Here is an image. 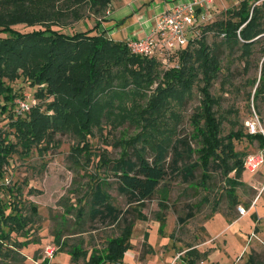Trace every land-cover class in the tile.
I'll use <instances>...</instances> for the list:
<instances>
[{"label":"trees","instance_id":"trees-1","mask_svg":"<svg viewBox=\"0 0 264 264\" xmlns=\"http://www.w3.org/2000/svg\"><path fill=\"white\" fill-rule=\"evenodd\" d=\"M2 1L12 4L20 12L15 19L10 18L13 22L9 26L0 27V48L7 47L5 50L13 53L18 60L14 65L17 68L15 73L5 70L1 73L3 78H0V113H9L10 126L15 133L18 132L17 137L26 152L58 130H72L87 143L94 126L101 125L102 120L110 116L108 113H112L116 107L119 108V105L125 107L126 99L145 95V89L160 74L159 62L149 59L153 57L133 53L127 42L105 36V32L99 29V20L94 27L73 33L55 27H61L63 24L60 22L68 17L81 19L84 16V7L93 14H102L112 0L0 2ZM224 14V19L204 27V34L197 40L196 47H192V44H195L194 39L179 49L181 65L164 71V79L151 95L153 97L147 106L137 104L131 108L133 112L128 114L129 118L138 120L137 116L147 117L144 119L147 124L127 142L121 157L110 164V169L117 176L118 191L128 198L129 203L143 206L147 200L154 198L160 185L169 175L184 173L188 179L193 177L195 169L200 167L202 174L199 184L205 187L212 180L211 172L220 171L225 177V195L231 201L232 207L238 204L237 188L246 185L241 177L247 155L237 150L236 140H258L260 146L264 147V133H250L237 125L236 121H232L233 126L229 133L223 135L224 119L217 112L221 99L212 92V87L220 76L221 60L216 48H211L205 42V33L214 31L218 36L224 34L223 44L231 51L238 48L246 67L251 66L256 47H260V73L252 80L254 90L252 89L248 98L249 106L252 99L254 107L261 113L260 107L264 103V0H242L238 5L224 10ZM18 24H26L28 29L16 28ZM19 43L21 46H16ZM29 61L37 68L32 70L33 66H27L26 62ZM20 67L23 71L19 72ZM230 74L228 71L224 80H227ZM20 77L27 80L31 86L37 87L36 96L49 99L46 102L47 107L54 109V115H44L38 107H34L25 116H17L11 111L10 105L17 97V92L6 79L12 82ZM196 84H201L199 89L203 97L199 108L193 114L196 133L191 136L196 139L197 135L199 147L192 148L186 137L173 136L176 128L170 126L166 127L170 132L167 131L164 137L154 140L151 129L156 125L149 122L159 120L167 125L170 122L164 120L166 114H169L168 118L177 121L180 114L174 106L184 105ZM8 138V133L1 134L0 176L3 166L9 164L12 153L17 151L14 144L6 142ZM86 143L74 148L76 152H91L90 149L87 150L89 145ZM130 147L134 148L133 155L129 152ZM148 147L155 153L152 161L147 159L144 153ZM171 151L173 158L168 160ZM194 152L198 154L194 163L179 166L183 154L189 157ZM231 173L234 175L231 176ZM106 184V180L97 182L89 193L91 220L110 219L114 223L121 222V233L107 238L105 246L101 249L93 247L88 250L83 247L82 242L63 249L76 264L81 258L84 259L83 264H123L125 253L131 247L135 220L146 219L142 211H138L135 217H128L127 210L113 204ZM164 187L162 189H165ZM11 196L13 197L8 201H3L0 197V262L10 264V261H22L26 264V257L20 250L35 241L29 235L28 225L35 221L38 207L30 203L29 214H24L20 200L12 193ZM218 203L219 201H215V205ZM161 205L165 208V204ZM217 210L214 207L213 211ZM76 212L81 220L85 214L84 207L76 208ZM194 216L195 212L190 207L186 215L179 220L184 222ZM159 217L163 221L162 214ZM13 232L26 236L27 240L13 239ZM56 237L59 241L61 233ZM62 245L65 247L68 244L63 241ZM187 253L192 263L201 258L200 252L195 248L189 249Z\"/></svg>","mask_w":264,"mask_h":264},{"label":"rangeland","instance_id":"rangeland-1","mask_svg":"<svg viewBox=\"0 0 264 264\" xmlns=\"http://www.w3.org/2000/svg\"><path fill=\"white\" fill-rule=\"evenodd\" d=\"M224 10L215 8L213 4L211 5L209 18L204 21L202 28L200 27L199 36L192 47H196L197 40L201 39L206 25L226 17ZM82 11L84 16L81 19L68 17L60 22V24H63L61 27H55L68 33L86 30L94 27L99 17L104 14H93L87 7H84ZM19 12L20 10L15 9L7 1L0 2V24H2L0 27L9 26L13 22L10 18L15 19ZM25 25L18 24L15 27L27 30L28 28ZM223 36H218L214 31L205 33V42L211 48H216L221 60L220 76L215 81L212 92L221 99L217 112L224 119L223 135L229 133L233 126L232 121H236L237 125L248 131V122L257 117L261 128L264 130V103L261 104L260 113L254 107L252 99L249 106L248 98L249 93L254 90L252 80L260 73L258 66L262 59L260 47H256L255 55L251 59V66L246 67L244 60L240 57V50L235 48L231 51L229 47L223 44ZM16 46L20 47L21 44L19 43ZM5 49L7 47L0 48V78L4 70L5 72L10 71L12 74L17 71L16 66H14L15 62H18L16 56ZM149 59L156 60L161 66L159 69L160 74L145 89V95L126 99L124 102L125 107L119 105V108L116 107L112 113H108L110 116L102 120L101 125L94 126L92 134L88 136L87 143L82 141L80 136L72 130L64 132L58 130L51 134L49 138L45 136L47 138L41 143L33 145L32 149L26 152L17 137L19 136L18 132L15 133L10 126L9 113H0V142L1 134L8 133L9 138L6 142H10L17 147V151L13 152L9 159V164L3 166L2 175L0 176V197L3 201H8L13 197L11 193L14 194L16 199L20 200V206L24 208V214H29L30 203L36 204L38 207L35 221L28 225V228H30L29 235L35 241H31L20 250L26 257V264H76L71 260L70 254L64 252L71 244L82 242L83 247L88 250L93 247L101 249L105 246L107 238L121 233L123 226L121 222L114 223L110 219L91 220L89 205L91 196L89 193L95 184L101 180H106V190L110 193L113 204L127 210L129 212L128 217H135L138 211H142L146 215L145 220H135L133 235L130 240L132 246L126 251L123 264H135L134 257L141 261L140 264L145 263V257L148 256V253H151L148 258L149 264H161L164 254L168 251L172 255L174 250V257L173 255L170 256L171 259L166 263L172 264L179 253H181L182 258L189 247L198 244L199 240L205 238L204 224L209 218L208 216H215L218 212L230 218L243 216L239 213V206L244 207L248 212V208L256 200L258 189L254 184L258 182V179L264 181V163L257 172L252 173L246 169L243 171L241 178L246 185L237 188L239 201L233 207L231 201L225 195V177L222 173L218 170L212 171V180L206 185L207 187H204L199 184L202 174L200 167H197L193 177L188 179L185 178L184 173L169 175L163 182L164 184L160 185L159 192H156L154 198L147 200L143 206L129 203L128 198L119 193L117 176L110 169V164L121 157L127 142L140 133L144 128L143 125L147 124L144 120L147 117L140 118L136 115L138 120H131L132 118H129L128 114H132L133 109L131 108L137 104L147 106L149 100L153 97L151 95L164 79V71L178 68L181 65V51L177 50L163 57ZM26 63L29 67L33 66L32 70L37 68L30 61ZM23 66L25 67V64ZM18 71H23V69L20 67ZM228 71L231 73L230 77L224 80ZM6 81L17 92V97L10 105L11 111L15 115L25 116L34 107H38L44 115H54V109L47 107L46 102L49 99L36 96L37 87L31 86L23 77L12 82L8 79ZM200 85L196 84L194 86L193 93L184 105L174 106V109L180 114L178 122L173 118H168L169 114H166V118H164L166 122H170L167 124L168 126L165 123H160L163 121L159 120L149 122V124L156 125L151 129L154 140L164 137L166 132L169 131L166 127L170 126L176 128L173 136L176 138L186 137L192 148L199 147L197 135L195 137L197 140L192 136L194 132L196 133L193 114L199 108L203 97L199 89ZM115 103L118 104L117 101ZM22 104H28L29 107L32 104V106L27 109L22 107ZM156 135L158 136L156 137ZM85 143L89 145L87 150L90 149L91 152H76L77 150L74 148ZM138 147H141V143L138 144ZM236 148L246 155L264 150L258 140L248 141L245 138L241 141L236 140ZM129 152L133 155L135 153L134 148L130 147ZM144 153L150 161L155 157V153L149 147ZM172 158L173 153L171 151L168 160ZM197 158L198 154L196 152L189 157L183 154L179 166L184 167L186 164L194 163ZM230 175L232 176L234 173ZM163 187L165 189H162ZM263 191L264 188L262 193ZM165 196L167 197L165 198ZM260 196L261 193L257 200ZM263 199L264 195L261 196V201ZM215 201H219V203L215 205ZM162 203L165 204V208L162 207ZM69 207L71 208L68 209ZM79 207H84L85 210L81 220L76 212V208ZM190 207L194 210L195 216L185 219L184 222L180 221L179 218L184 217ZM214 207L218 209L215 212L213 211ZM161 214L163 221L159 217ZM161 222L167 225L164 235L158 229ZM252 222L253 219L248 216L243 219L242 224L247 227ZM58 233H61L59 241L56 237ZM12 238H18L21 241L27 240L26 236H19L15 232L12 233ZM63 241L68 245L63 247ZM150 242L155 245V248L151 249ZM166 243H169L168 249L162 248ZM49 245L56 248L53 257L46 254ZM261 257L264 258V255H261ZM83 263V258L77 262V264ZM0 264L2 263L0 262ZM10 264L24 263L22 261L16 263L10 261ZM174 264H180V260H176Z\"/></svg>","mask_w":264,"mask_h":264},{"label":"crops","instance_id":"crops-1","mask_svg":"<svg viewBox=\"0 0 264 264\" xmlns=\"http://www.w3.org/2000/svg\"><path fill=\"white\" fill-rule=\"evenodd\" d=\"M177 1L179 0H112L104 14L99 17L101 22L99 28L105 32V36L116 41L142 39L154 28L157 16ZM241 1L214 0L213 5L215 8L226 10L238 5ZM257 181L254 185L258 189V196L260 193L262 196L264 181L261 179ZM258 196L243 216L230 218L218 212L207 219L204 224L205 238L186 250L184 256L179 259L180 264H264V258L261 257L264 255V199L261 201L260 196L257 200ZM248 216L253 219V222L246 227L242 222ZM158 229L164 235L167 225L161 222ZM253 232L256 236L250 238ZM151 245V249L155 248L154 244L151 243ZM168 246L169 243H166L162 248L168 249ZM192 248L197 249L201 254V258L194 263L191 262L187 253ZM147 255L145 263L142 264L150 263L148 258L151 253ZM172 255L174 257V250ZM172 255L167 251L161 264H166ZM134 262L140 264L141 261L134 257Z\"/></svg>","mask_w":264,"mask_h":264},{"label":"built area","instance_id":"built-area-1","mask_svg":"<svg viewBox=\"0 0 264 264\" xmlns=\"http://www.w3.org/2000/svg\"><path fill=\"white\" fill-rule=\"evenodd\" d=\"M213 2L214 0H179L157 16L154 28L146 37L129 40L127 45L133 53L147 57H163L182 49L199 36L200 27L209 18V8ZM22 107L30 108L28 104H22ZM248 130L253 134L264 133L258 117L248 122ZM263 163V149L247 154L244 160L245 169L252 173L257 172ZM238 210L241 215L247 213L242 206ZM253 236L254 232L250 238ZM55 251L56 248L49 245L46 254L53 257ZM180 258L181 253L174 258L172 264Z\"/></svg>","mask_w":264,"mask_h":264}]
</instances>
